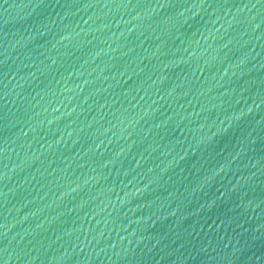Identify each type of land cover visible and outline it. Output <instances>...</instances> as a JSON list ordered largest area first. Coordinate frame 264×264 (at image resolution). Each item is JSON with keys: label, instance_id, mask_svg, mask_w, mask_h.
Wrapping results in <instances>:
<instances>
[{"label": "water", "instance_id": "water-1", "mask_svg": "<svg viewBox=\"0 0 264 264\" xmlns=\"http://www.w3.org/2000/svg\"><path fill=\"white\" fill-rule=\"evenodd\" d=\"M0 264H264V0H0Z\"/></svg>", "mask_w": 264, "mask_h": 264}]
</instances>
